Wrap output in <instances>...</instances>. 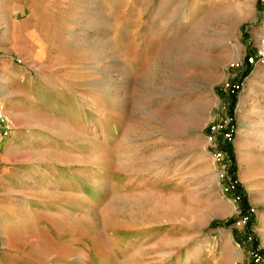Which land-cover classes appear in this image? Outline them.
<instances>
[{"label":"rangeland","instance_id":"1","mask_svg":"<svg viewBox=\"0 0 264 264\" xmlns=\"http://www.w3.org/2000/svg\"><path fill=\"white\" fill-rule=\"evenodd\" d=\"M263 39L264 0H0L47 103L0 99V264H264Z\"/></svg>","mask_w":264,"mask_h":264},{"label":"crops","instance_id":"2","mask_svg":"<svg viewBox=\"0 0 264 264\" xmlns=\"http://www.w3.org/2000/svg\"><path fill=\"white\" fill-rule=\"evenodd\" d=\"M4 27L6 29L4 31L6 37L5 40L12 41V39L14 38H22L24 36L27 37L23 30L22 22L19 23L18 21H15L13 19H8L6 20ZM4 63L5 62L2 61L1 65ZM0 74V99L9 100L10 98L11 100H14L15 105H10L7 110V112L10 113L11 116L23 114L24 111L27 112V107L36 108L39 106H47V103L45 105V102L43 103L41 101L33 103V96H31V86L36 85L37 82L36 80L34 81V83L32 82L33 76H25L24 70L21 67L15 66L13 63H7ZM19 87H22V90H20ZM44 87L45 86L43 85L36 86V88L40 89L42 92H44ZM27 95H29V98L27 97ZM20 96L22 99L20 98ZM26 99L29 101H26ZM6 104L8 103L6 102ZM24 123L27 125L26 128L13 132L6 140L7 148L9 149L10 154L17 151H24L27 153H29V151H37L38 149H40V147H48V144L52 140H54L48 139V137L39 136L37 133H34L35 128L33 125H30L26 122ZM32 170H37V172L42 173L41 170L32 168H28L27 172H33ZM8 175L9 173H6L2 178ZM231 235H234L233 231L231 232Z\"/></svg>","mask_w":264,"mask_h":264},{"label":"bare ground","instance_id":"3","mask_svg":"<svg viewBox=\"0 0 264 264\" xmlns=\"http://www.w3.org/2000/svg\"><path fill=\"white\" fill-rule=\"evenodd\" d=\"M262 45H263V51H264V39H263V41H262Z\"/></svg>","mask_w":264,"mask_h":264}]
</instances>
